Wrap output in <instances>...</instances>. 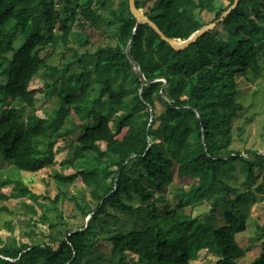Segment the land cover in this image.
Instances as JSON below:
<instances>
[{
  "label": "trees",
  "instance_id": "obj_1",
  "mask_svg": "<svg viewBox=\"0 0 264 264\" xmlns=\"http://www.w3.org/2000/svg\"><path fill=\"white\" fill-rule=\"evenodd\" d=\"M110 1L0 0L3 160L37 172L54 165L61 138L74 172L55 173L54 180L72 184L80 177L100 190L71 196L81 225L62 217L54 223L43 215L49 221L47 240L0 239V264H102L101 248L108 245L118 264H127L128 253L136 256L133 264H189L201 249L218 257L211 264H238L246 255L236 240L247 228L241 205L253 195L248 185L258 179L256 172L263 174L254 188L264 192V153L232 147L234 136L254 118L243 83L264 73V0H238L222 20L233 18L223 26L225 38L215 39L209 54L201 40L208 31L175 50L146 23L133 33L136 20L128 0H117V8L105 16L101 9ZM134 1L137 8L146 6V0ZM215 1L196 0L199 10L216 11L211 22L234 0L219 7ZM189 6L187 0H153L142 12L167 37L184 40L205 25L180 22ZM101 25L116 27L114 42L86 52L90 60L78 74L70 63L62 74L40 55L48 43L87 37ZM131 62L141 69L144 85ZM38 74L49 78L43 81L46 98L59 90L44 117L19 108ZM110 121L118 132L124 130L121 138ZM238 164L243 190L231 182ZM15 188L13 196L36 195L20 181ZM59 194L47 198L55 209ZM205 201L210 211L193 215L194 206ZM118 211L149 213L151 220L140 229L120 231ZM263 235L258 232V253L248 264H264Z\"/></svg>",
  "mask_w": 264,
  "mask_h": 264
},
{
  "label": "rangeland",
  "instance_id": "obj_2",
  "mask_svg": "<svg viewBox=\"0 0 264 264\" xmlns=\"http://www.w3.org/2000/svg\"><path fill=\"white\" fill-rule=\"evenodd\" d=\"M153 0H146V6H149ZM190 4L188 9L180 14V22L193 26L198 23L209 24L215 17L216 11L208 12L201 11L197 6L196 0H187ZM217 7L223 6L227 3L226 0H216ZM146 6L139 8L141 11L146 9ZM117 8V0H111L104 9H101L105 16L110 15ZM233 22V18L221 21L217 26H213L208 34L202 35V47L209 54V51L214 49V40L217 38H225L224 25ZM116 37V27L101 25L89 31L87 37H79L70 35L69 41L63 43L61 39L55 45L48 43L42 48L40 55L45 57L46 63L58 67L60 73L63 74V69L67 63L70 67L75 68V73L82 71L83 64L90 60L89 57L84 56L86 52H93L98 44L113 43ZM203 37V38H202ZM85 41H87L85 43ZM84 61H83V59ZM78 59H82V63H78ZM209 64V62H208ZM190 71H194L191 66ZM49 79L48 77H45ZM42 74L36 75L30 82L27 90V98L21 102L19 108L24 114L33 112L39 116H46V113H51L55 96L59 90L53 92L48 98L45 97V88L43 81L45 80ZM238 80L243 82L240 76ZM243 91H246L249 96L245 103L248 106L250 113L254 114L253 120L245 124L244 130L240 136L235 135L232 147L244 151L245 149H256L264 153V73L255 80L243 83ZM93 93V92H92ZM10 103L13 101L10 100ZM113 133L117 138H121L124 130L117 131L112 121L109 122ZM78 131H75L77 133ZM74 135V134H73ZM62 147L55 154V163L52 166L43 168L37 172L20 171L16 167L10 165L3 160L0 154V239L6 240L14 238L18 242H30L32 239L43 238L47 240L46 235L49 233L48 220L59 223V217L65 222L81 225L84 220L81 218V213L76 210L74 201L71 199L72 195L79 197H88L90 191L99 192L100 190L92 185H85L80 177L72 184H62L54 180L55 173L71 174L74 168L66 163L67 149L63 147V141L58 139L56 147ZM103 147L104 144L102 143ZM240 165H236L233 169L234 173L231 177V182L240 190L245 188V176L240 172ZM258 179L250 182L248 187L252 190L253 195L248 197L245 202H242V211L246 215L247 228L246 230L236 236L239 245L246 248V255L238 262V264H248L253 257L258 253V247L261 239L258 237V232L264 233V192H257L254 188L261 180L263 172H256ZM16 181H20L23 185L28 187L34 194L32 196H13L19 188H15ZM179 183H187L186 180L181 179ZM59 194L56 209L53 208L51 202L47 198H51ZM66 194V195H65ZM136 205L138 203H135ZM28 205L33 207L32 211ZM210 211V204L203 202L192 209V214L200 217L205 216ZM111 212H115L111 210ZM119 220L117 227L120 231L125 229L142 228L146 222L151 220L149 213L142 215L126 216L117 212ZM43 215L48 218L43 220ZM87 221V220H85ZM60 225L54 227L57 231ZM34 232L29 234V230ZM264 239V235H263ZM103 254L102 264H107V258L110 264H118L113 261V254L111 247L102 246ZM112 257V258H111ZM218 257L206 249H201L198 252L197 258L189 262V264H211ZM130 259H136L132 253H128L125 257L127 264H133Z\"/></svg>",
  "mask_w": 264,
  "mask_h": 264
},
{
  "label": "water",
  "instance_id": "obj_3",
  "mask_svg": "<svg viewBox=\"0 0 264 264\" xmlns=\"http://www.w3.org/2000/svg\"><path fill=\"white\" fill-rule=\"evenodd\" d=\"M238 0H234L233 3L228 7L225 11L222 12V14L213 22L203 25L197 30H195L188 38L184 40L180 39H174V38H169L167 37L159 28L158 26L151 21L139 8L136 7L135 1L134 0H128L129 4V9L133 16L135 17V26L133 28V33H135L137 27L140 24H148L151 28L154 29V31L161 37V39L165 40L173 49L175 50H181L184 49L185 47L189 46L191 43L195 42L203 33L211 30V28L217 23L220 22L224 19V17L231 11L233 7L236 6ZM131 39L127 42V45L130 43ZM132 68L136 72L139 80L141 81V85H144L146 83V79L141 71V69L136 66L133 62H131ZM165 82V80H164ZM90 218L87 217L86 220ZM73 231V230H72Z\"/></svg>",
  "mask_w": 264,
  "mask_h": 264
}]
</instances>
